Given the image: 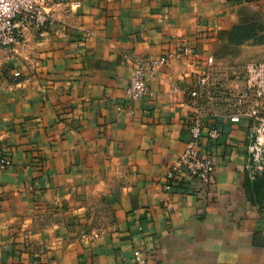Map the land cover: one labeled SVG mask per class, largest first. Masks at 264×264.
Masks as SVG:
<instances>
[{
  "label": "crops",
  "instance_id": "0c3cea01",
  "mask_svg": "<svg viewBox=\"0 0 264 264\" xmlns=\"http://www.w3.org/2000/svg\"><path fill=\"white\" fill-rule=\"evenodd\" d=\"M253 14L264 0H55L43 36L0 47V264H134L136 248L151 264H264L247 115L206 114L220 131L201 139L211 179L163 187L189 137L195 78L234 95L244 67L264 64V45L224 40ZM185 44L198 56L169 58L146 74L145 96L127 98L136 60Z\"/></svg>",
  "mask_w": 264,
  "mask_h": 264
},
{
  "label": "built area",
  "instance_id": "2783aa9c",
  "mask_svg": "<svg viewBox=\"0 0 264 264\" xmlns=\"http://www.w3.org/2000/svg\"><path fill=\"white\" fill-rule=\"evenodd\" d=\"M55 0H0V47L18 46L27 29L36 30L40 36L53 23L50 9ZM79 6L78 3L75 4ZM198 54L189 45L182 46L173 54L143 61L136 60L133 74L126 88V96L130 101H136L148 93L146 74H154L160 67L167 64L169 58ZM206 62L213 66V56H208ZM247 87L238 94H230L225 87L216 88L210 74L198 75L192 87L188 89L189 137L183 152L168 167L163 177L164 190L170 191L188 180L207 182L211 179L215 162L211 155L201 153L200 145L203 136L213 140L219 136L216 126H207L206 114L218 115L222 108L233 109L231 122L239 121L240 115L252 119L251 134L247 146L249 179L256 180L264 173V64H248L244 67ZM236 76L238 74L236 73ZM252 104L248 107L247 102ZM10 165L6 156H0V169ZM134 264H151L138 248L133 250Z\"/></svg>",
  "mask_w": 264,
  "mask_h": 264
},
{
  "label": "trees",
  "instance_id": "16d2710c",
  "mask_svg": "<svg viewBox=\"0 0 264 264\" xmlns=\"http://www.w3.org/2000/svg\"><path fill=\"white\" fill-rule=\"evenodd\" d=\"M240 22L232 26V28L225 34V41L230 45H241V44H259L260 39L255 38L253 28L251 24ZM255 188L259 192V202L264 203L261 199L260 193L264 192V173L253 181Z\"/></svg>",
  "mask_w": 264,
  "mask_h": 264
},
{
  "label": "rangeland",
  "instance_id": "374dc122",
  "mask_svg": "<svg viewBox=\"0 0 264 264\" xmlns=\"http://www.w3.org/2000/svg\"><path fill=\"white\" fill-rule=\"evenodd\" d=\"M252 25L253 32L255 34V38L260 39L261 42L259 44H251V45H264V15L261 14H253L251 15L250 21L246 22ZM246 24V25H248ZM258 64V63H257Z\"/></svg>",
  "mask_w": 264,
  "mask_h": 264
}]
</instances>
